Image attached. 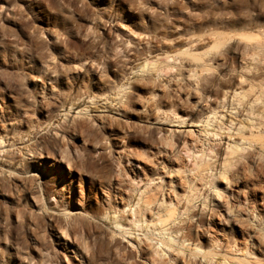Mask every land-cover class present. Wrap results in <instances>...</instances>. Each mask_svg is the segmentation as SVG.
Returning a JSON list of instances; mask_svg holds the SVG:
<instances>
[{"label": "rangeland", "instance_id": "1", "mask_svg": "<svg viewBox=\"0 0 264 264\" xmlns=\"http://www.w3.org/2000/svg\"><path fill=\"white\" fill-rule=\"evenodd\" d=\"M126 1L0 0L2 8L0 11L4 17H0V133L7 136L4 139L5 142L0 145L6 149L1 152V157L3 154L14 151L16 157L14 161L17 162L13 168L8 167V162L0 164V169L3 170L0 177H5L13 187L10 190L11 194L9 192L0 193V210H2L0 214H3L0 215V264H193V262L195 264H219L224 261V258L226 264H236V260L239 258L241 261L243 260L242 262L244 259L246 262L250 261L249 264H253V262L254 264H264V146H261L259 141L260 136L264 134V112L260 107V105L264 107V0ZM69 3H72L74 7ZM68 5L71 7L69 8ZM77 5L78 7H76ZM83 5L87 6L83 7ZM97 21L101 23L102 27L98 30L95 29L97 32H93L94 23L96 24ZM87 25L92 28L88 29L90 27ZM89 30L91 31L89 32ZM92 52H95L96 56H93ZM174 53L179 55V57L176 56L178 61L183 57L184 59L179 61L180 63L172 59L168 60V54L175 56ZM180 53H183L182 56ZM187 53L189 55L186 57ZM191 54L200 55L202 61H207V63V59H209L210 66L215 70V72L211 70L212 72L206 73L205 76H203L204 73L199 75L200 78L202 76L206 80L209 73L212 76H209L210 80L207 81L210 84L206 82L208 85L204 91L199 83L202 78L199 79L198 75L189 78L190 80L186 78L189 75L188 71L194 68L198 62L192 60ZM89 55L95 59L94 63L91 58L88 59ZM185 58L191 60L187 61ZM99 59L102 61L100 62ZM96 60L101 63L99 68ZM156 60L158 64L146 66L150 72L147 68L145 71L138 69L143 64L148 65L146 63L156 62ZM167 62L171 67L175 66V69H170L172 72L168 71L166 79L164 77L159 80L156 75L153 80L154 71L152 70L154 69L151 67H158V65H163L162 63L166 65ZM189 62L190 64H188ZM191 64L192 66H190ZM107 66L108 68H106ZM177 67H181V70ZM55 73L62 75L57 76ZM150 74L151 77H149ZM146 79L147 81L144 83ZM222 81L225 83L222 84ZM161 82H163L162 85ZM167 82L171 84H167ZM196 82L197 84H194ZM149 85H152L151 88ZM178 85H185V87ZM187 86H192V88ZM179 87L180 89H178ZM186 87L187 94L184 93ZM164 88L166 91L163 90ZM151 90L152 93L154 92L153 94L150 93ZM167 90H170V93ZM191 91L193 95H191ZM164 92L170 94L168 100L174 98L168 104V106L171 105L170 109L171 107L172 109L178 108L179 115L186 117L183 122H171L170 125L157 126V129L162 127V133L166 134L167 138L163 136L164 140L171 141L173 145L175 138L171 140V131L169 132L168 129H176L177 133L181 131L179 138L182 142L186 139L190 143L194 139L193 144L197 145L193 156L196 155L198 149L207 148L209 143L219 144L216 142L219 140H214L211 135L217 130L218 132L223 131L220 146H217V148L220 147L218 149L223 159L225 155L229 154L228 147V149L233 148L235 152L237 149L238 153H234V156L227 155V157L233 162H238L237 165L240 168L242 165L246 166L247 168L243 172H248L247 177L251 173L253 174L250 175L251 177L249 176V179L246 177L248 180L245 178L243 182V185L248 184L250 187L252 185V189H258L253 199H250L251 206L256 205L252 211L236 217L228 224L226 222L225 226L224 221L221 220L222 226L220 225L221 227L218 228L212 226L207 216L198 219L197 215L192 218L191 222L194 225H191L188 230L172 228L176 223V225L182 223L180 221L183 219L190 221L188 213L187 216L185 214H183L184 216L178 215L176 222L170 224V228L167 227L166 230H160L159 225H157L158 228L155 227L153 222H156L154 219L156 216H152L151 211L149 212L150 209L148 210L149 214L146 211L145 216L139 213L140 216L138 214L134 215L136 218L133 216L135 209L142 204L141 201L138 203V199L145 187L143 186L144 182H141L137 177L138 174L147 175L149 172L153 173V177L162 175L163 178L165 177L163 180L170 181V177L174 178L173 173L170 172L171 168L167 162L164 164L161 159L163 157L167 160L173 157L176 159L182 154L180 152H178L179 155L177 154L176 151L179 148L175 144L177 149L174 146V149L171 148L169 142L164 143L161 140L163 139L161 135L159 138L154 132L157 130L153 128L155 126L153 122L156 123L158 118L156 113L153 114L154 109L150 111L148 108L154 107L153 101L156 102L157 97ZM178 92L182 94L176 96ZM194 92L198 93L197 96ZM235 92H244L248 95L235 96ZM224 94H227V97ZM259 96L261 100L257 101ZM208 97L210 101L207 100ZM241 97L242 100L237 101ZM131 99L132 101H130ZM199 99L201 102L203 101L202 104ZM176 104H179L182 109ZM143 105H146L145 108ZM48 106L49 108H47ZM71 118L81 120L83 126L75 130L72 126L73 123L69 122ZM92 123L94 124L92 125ZM222 125L223 129L220 128ZM227 126L229 130L225 128ZM63 130L68 132L70 142L73 141L71 143L76 146L78 155L77 165L79 168L76 166L75 177L71 184L70 180L67 182L58 181L59 184L47 183V179L45 181L44 175L39 171L18 172L17 168L21 167L18 160L27 159L28 155L24 154L28 151L27 146L32 145L40 136L53 137L56 131L61 133ZM151 130L152 132H150ZM124 132L130 135L127 134V143L129 142L130 146L127 145V147L131 160L126 162L123 160L124 158L121 159L122 152L118 148L122 139L121 135ZM31 136L36 137L28 141ZM101 137L109 138L106 139L109 141L107 144L110 145H108L107 152L105 150L102 152L94 147L97 139L99 140ZM207 141L211 142L207 143ZM161 143L164 144L161 145ZM259 144L260 146H258ZM165 145L169 147L167 148ZM248 150H252L254 153L253 158L255 159L252 158L254 162L245 157ZM138 152L139 154H137ZM44 153L47 160H52L55 156L52 151ZM174 154L178 156L175 157ZM184 155L187 164H189L191 162V159L188 158L189 155ZM148 157L149 159H147ZM150 159L155 160L156 167L153 166V160ZM238 159L240 160L238 161ZM119 160L121 163L124 162L125 167ZM260 165H263V172H259L261 171L258 169L261 168ZM45 167L48 170L53 168L49 165ZM250 167L252 169L249 172ZM119 169L126 173L123 172L120 176ZM258 173H261L260 177ZM256 174L260 179L262 177L263 179L260 180ZM28 177L30 178L27 179ZM256 182L260 185H257ZM256 185L258 188L254 187ZM46 188L47 190H45ZM26 189L28 190L26 191ZM45 191L47 192L45 193ZM209 194L214 195L215 190H209ZM122 195L123 197H121ZM126 201L129 203L127 204ZM210 206H213V203ZM132 211H134L133 214ZM49 214L57 218L53 222L55 224L53 231L52 228L47 227L52 222L49 221ZM141 216L145 218L140 219ZM237 218L239 220L236 221ZM69 219L83 221L86 226L81 229L82 225L80 224L77 232L80 231L74 234L72 227L68 228L69 226L65 223L69 222ZM139 219L142 221L138 222ZM60 222L61 224L64 222L65 225L63 223L62 227L59 226ZM243 222L245 223L243 224ZM247 222L248 224H246ZM66 225L68 226L67 230L70 229V238L68 231V238L61 234L62 228H65ZM210 225L213 228H210ZM196 228L198 229L196 230ZM216 236L224 237L226 240L225 249L221 250Z\"/></svg>", "mask_w": 264, "mask_h": 264}, {"label": "bare ground", "instance_id": "2", "mask_svg": "<svg viewBox=\"0 0 264 264\" xmlns=\"http://www.w3.org/2000/svg\"><path fill=\"white\" fill-rule=\"evenodd\" d=\"M33 1V0H32ZM88 1V0H87ZM122 1V0H121ZM126 1V0H125ZM128 1V0H127ZM126 1V2H127ZM71 2V1H70ZM74 2H75V0H74ZM83 2V1H82ZM116 2V1H115ZM32 3V2H31ZM51 3V2H50ZM49 3V4H50ZM60 3V2H59ZM64 3H65V1H64ZM67 3V2H66ZM73 3V2H72ZM72 3L70 4V5H72ZM117 3V2H116ZM30 4V3H29ZM76 4V3H75ZM61 5V4H60ZM70 5H68L69 6V8L71 7ZM131 5V4H130ZM73 6V5H72ZM82 6V5H81ZM85 5H83V7H84ZM87 6V5H86ZM85 6V7H86ZM9 7V6H8ZM63 7V6H62ZM74 7V6H73ZM76 7H78V5L76 6ZM75 7V8H76ZM80 7V6H79ZM58 8V7H57ZM4 9V8H3ZM61 9V8H60ZM0 10L2 11V8L0 7ZM76 10H78V9H76ZM75 10V11H76ZM79 10H81V9H79ZM78 10V11H79ZM85 10H87V9H85ZM0 11V17L2 16L3 17V15H2V12ZM77 11V12H78ZM82 11V10H81ZM83 12H86V11H82V13ZM63 13V12H62ZM76 13V12H75ZM81 13V14H82ZM87 13V12H86ZM67 14V13H66ZM9 15V14H8ZM8 15H6V16H8ZM69 15V14H68ZM72 15H73V13H72ZM101 15V14H100ZM22 17V16H21ZM34 17V16H33ZM42 17V16H41ZM4 18V17H3ZM23 18V17H22ZM27 18V17H26ZM67 18V17H66ZM69 18V17H68ZM72 18V17H71ZM28 19H30V18H28ZM27 19V20H28ZM32 19V18H31ZM56 19H58V18H56ZM107 19H110V18H107ZM25 20V19H24ZM73 20V19H72ZM75 20V19H74ZM99 20V19H98ZM31 21V20H30ZM34 21V20H33ZM67 21V20H66ZM102 21V20H101ZM58 22H59V20H58ZM107 22V21H106ZM25 23H26V21H25ZM82 23V22H81ZM80 23V24H81ZM108 23V22H107ZM92 24V23H91ZM90 24V25H91ZM100 26H99V25ZM4 25V24H3ZM78 25V24H77ZM94 27H93V32H97V31H95V29H100L102 26H101V23H99V21H97V23L95 24L94 23ZM5 26V25H4ZM23 26V25H22ZM37 26V25H36ZM87 26H89V25H87ZM43 27V26H42ZM90 27V26H89ZM87 28V27H86ZM92 27H90V28H88V29H91ZM33 29V28H32ZM34 29H35V27H34ZM39 29H40V27H39ZM45 29V28H44ZM80 29V28H79ZM83 29V28H82ZM103 29V28H102ZM50 30V29H49ZM44 31V30H43ZM85 31V30H84ZM91 30H89V32H90ZM5 33V32H4ZM45 33V32H44ZM55 33V32H54ZM86 33V32H85ZM103 33V32H102ZM69 34V33H68ZM79 34V33H78ZM97 34V33H96ZM99 34V33H98ZM40 35V34H39ZM42 35V34H41ZM86 35V34H85ZM46 36V35H45ZM97 36V35H96ZM5 37V36H4ZM58 37V36H57ZM65 37V36H64ZM85 37H87V36H85ZM95 37V36H94ZM102 37V36H101ZM13 38H15V37H13ZM61 38V37H60ZM100 39V38H99ZM98 39V40H99ZM52 40V39H51ZM96 40V39H95ZM101 40V39H100ZM63 41V40H62ZM105 41V40H104ZM99 42V41H98ZM36 42L34 41V44H35ZM93 43V42H92ZM100 43V42H99ZM102 43V42H101ZM56 44V43H55ZM93 45V44H92ZM126 45V44H125ZM15 46V45H14ZM38 46V45H37ZM96 46V45H95ZM47 47V46H46ZM66 47V46H65ZM32 48V47H31ZM44 48V47H43ZM68 48V47H67ZM30 49V48H29ZM35 49V48H34ZM37 49V48H36ZM91 49H92V47H91ZM122 49V48H121ZM18 50V49H17ZM22 51V50H21ZM41 51V50H40ZM96 51H98V50H96ZM32 52V51H31ZM30 52V53H31ZM35 52V51H34ZM184 52V51H183ZM84 53V52H83ZM87 53V52H86ZM95 53V52H94ZM93 52H92V55L94 56L95 54H94ZM177 53V52H176ZM41 54V53H40ZM167 54V53H166ZM181 54H183V53H180V55ZM198 54H200V53H198ZM49 55H51V54H49ZM91 55V54H90ZM89 55V58L88 59H90L91 58V60L93 61L92 63H94V61H95V59H93L91 56ZM174 55H175V53H174ZM189 54L187 53V55L185 54V56L187 57ZM39 56V55H38ZM56 56V55H55ZM87 56V55H86ZM96 56V55H95ZM177 55H175V56H170V54H168V56H167V59L168 60H170V59H172L173 61H178V58L177 57H179V55L176 57ZM182 56V55H181ZM191 56V58H192V60L193 61H198V62H196V65H194V68H189V67H187V68H189L188 70V72H189V75L188 74H186V75H188V76H186V78L187 79H189V78H193V77H195V76H197L198 75V77H199V75H203V73H204V75L203 76H205V74L207 73L208 74V72H210L211 70H214V68L212 67V66H210V64H209V59H207L208 60V63H207V61L205 62L204 60L202 61V57L200 56V55H197V54H191L190 55ZM48 57V56H47ZM53 57H54V55H53ZM84 57V56H83ZM205 57V56H204ZM41 58V57H40ZM96 58V57H95ZM182 58V57H181ZM39 59V58H38ZM81 59V58H80ZM84 59V58H83ZM116 59V58H115ZM180 59V58H179ZM184 59V57L181 59V60H183ZM212 59H215V58H212ZM85 61H86V57H85V59H84ZM100 60V62L102 61L101 59H99ZM112 60V59H111ZM114 60V59H113ZM130 60V59H129ZM181 60H179L180 62H181ZM185 60H187V58H185ZM191 60V59H190ZM189 60V58H188V60L187 61H190ZM211 60V59H210ZM97 62H98V60H96ZM119 61V60H118ZM178 61V62H179ZM186 61V62H187ZM213 61V60H212ZM91 62V61H90ZM179 62V63H180ZM184 62V61H183ZM185 62V63H186ZM214 62V61H213ZM12 63V62H11ZM91 63V64H92ZM120 63V62H119ZM164 63H166V62H164ZM164 63H162L163 65H158V67H151V69H154V70H152V71H154L153 72V75H152V77H153V80L155 79L154 77H156V75L158 76L157 78L159 79V80H162L161 78H164L165 76H166V74L167 73H169L168 71H171L174 67H173V65H172V67L169 65V62H167V64L166 65H164ZM173 63H175V62H173ZM178 63V64H179ZM192 63V62H191ZM194 63V62H193ZM192 63V64H193ZM45 64V63H44ZM48 64V63H47ZM99 64H101V63H99L98 62V68H99ZM116 64V63H115ZM146 64H148V65H142V66H140L138 69L141 71H145L146 70V68L148 69V71H149V68L148 67H146V66H149L150 67V65H152V66H154V65H156V64H158V62H157V60H156V62H152V61H150L149 63H146ZM188 64H190V62L188 63ZM192 64L190 65V66H192ZM195 64V63H194ZM110 65V64H109ZM121 65V64H120ZM126 65V64H125ZM181 65V64H180ZM185 65V64H184ZM23 66V65H22ZM65 66V65H64ZM73 66V65H72ZM111 66V65H110ZM181 66H183V64L181 65ZM217 66V65H216ZM56 67V66H55ZM84 67V66H83ZM82 67V68H83ZM93 67V66H92ZM63 68H65V67H63ZM74 68V67H73ZM76 68V67H75ZM106 68H108V66L106 67ZM136 68V67H135ZM177 68H179V67H177ZM181 68V67H180ZM179 68V69H180ZM33 69V68H32ZM67 69H68V66H67ZM81 69V68H80ZM93 69V68H92ZM150 69V70H151ZM171 69V70H170ZM175 69V68H174ZM186 69V68H185ZM65 70V69H64ZM104 70V69H103ZM110 70V69H109ZM181 70V69H180ZM174 71V70H173ZM107 72V71H106ZM150 72V71H149ZM172 72V71H171ZM212 72V71H211ZM214 72H215V70H214ZM53 73V72H52ZM56 74V73H55ZM149 74V73H148ZM148 74H147V76H148ZM172 74V73H171ZM179 74H180V72H179ZM258 74V73H257ZM57 76L58 75H62V74H56ZM168 75V74H167ZM170 75V74H169ZM182 75H183V73H182ZM212 75H215V74H212ZM173 76H175V75H173ZM184 76V77H185ZM208 76V75H207ZM209 76H211L210 75V73H209ZM209 76L208 77H206V78H208L209 79ZM216 76V75H215ZM217 76H218V74H217ZM60 77H63V76H60ZM59 77V78H60ZM145 77V76H144ZM143 77V78H144ZM149 77H151V74L149 75ZM170 77H172V76H170ZM197 77V78H198ZM212 77V76H211ZM261 77V76H260ZM53 78V77H52ZM65 78V77H64ZM142 78V77H141ZM156 78V79H157ZM169 78V77H168ZM167 78V79H168ZM202 78V79H201ZM201 78L199 77V79H201V80H199L198 82L200 83V87L203 89V91H204V89L207 87L206 85H208V84H210V83H208V79L206 80L205 78H203L202 76H201ZM51 79V78H50ZM58 79V78H57ZM116 79V78H115ZM130 79V78H129ZM164 79H166V77L164 78ZM177 79V78H176ZM213 79H214V76H213ZM61 80V79H60ZM142 80V79H141ZM158 80V81H159ZM170 80V79H169ZM190 80V79H189ZM188 80V81H189ZM198 80V79H197ZM204 80H206V81H204ZM210 80V79H209ZM215 80H216V77H215ZM261 80V79H260ZM55 81H56V79H55ZM146 81H147V79L145 80V82L144 83H146ZM151 81V80H150ZM175 81V80H174ZM107 82V81H106ZM141 82V81H140ZM157 82V81H156ZM185 82H187V81H185ZM208 84H207V83ZM211 82V81H210ZM148 83V82H147ZM158 83V82H157ZM178 83H180V82H178ZM183 83V82H182ZM212 83H215V82H212ZM223 83H225L224 81H222V84ZM52 84V83H51ZM149 84H150V82H149ZM159 84V83H158ZM163 84V82H161V85ZM167 84H171V83H168L167 82ZM186 84V83H185ZM194 84H197V82L196 83H194ZM125 85H126V83H125ZM164 85H166V84H164ZM163 85V86H164ZM177 85V84H176ZM188 85H190V84H188ZM193 85V84H192ZM225 85V84H224ZM151 86L152 85H149V87L151 88ZM157 86V85H156ZM156 86H155V88H156ZM169 86V85H168ZM178 86H180V85H178ZM183 86V85H182ZM182 86H180V87H182ZM195 86V85H194ZM210 86V85H209ZM213 86H214V84H213ZM122 87V86H121ZM144 87H145V85H144ZM149 87H148V89H149ZM159 87V86H158ZM165 87V86H164ZM180 87L178 88V89H180ZM183 87H185V85L183 86ZM187 87H191L192 88V86H187ZM187 87H186V90H185V92H184V90L183 89H181V91H183L184 93H186L187 92ZM198 87V86H197ZM212 87V86H211ZM210 87V88H211ZM6 88V87H5ZM161 88V87H160ZM166 88H168L167 87V85H166ZM176 88V87H175ZM191 88H189L190 90H191ZM210 88H209V90H210ZM214 88V87H213ZM229 88V87H228ZM251 88V87H250ZM46 89V88H45ZM96 89V88H95ZM153 90H155L154 88H152ZM162 89V88H161ZM170 89H171V87H170ZM177 89V90H178ZM195 89V88H194ZM201 89V90H202ZM216 89V88H215ZM135 90H136V88H135ZM160 90V89H159ZM163 90H165V88L163 89ZM190 90H188V91H190ZM197 90V89H196ZM226 90V89H225ZM146 91V90H145ZM156 91V90H155ZM166 91V90H165ZM170 91V90H169ZM168 90H167V92H169ZM179 91V90H178ZM195 91V90H194ZM206 91V90H205ZM212 91V90H211ZM223 92H224V90H222ZM221 91V92H222ZM148 92H149V90H148ZM197 92H198V90H197ZM202 92V91H201ZM200 92V93H201ZM237 92V91H236ZM235 92V96L236 95H239V96H246V95H248V93L246 94V93H244V92H238V93H236ZM248 92V91H247ZM118 93V92H117ZM151 94H153L152 93V90H151V92H150ZM156 93V92H155ZM170 93V92H169ZM181 93V92H180ZM179 92L177 93L178 95H176V96H180L179 94H180ZM193 92L191 91V95H193L192 94ZM199 93V92H198ZM197 93V94H198ZM208 93V92H207ZM209 93H210V91H209ZM213 93V92H212ZM225 93V92H224ZM260 93H262V92H260ZM88 94H90V93H88ZM94 94V93H93ZM121 94V93H120ZM119 94V95H120ZM131 94V93H130ZM161 94V93H160ZM182 94V93H181ZM187 94V93H186ZM185 94V95H186ZM194 94H195V92H194ZM197 94H195L196 96H197ZM201 94H203V93H201ZM200 94V95H201ZM214 94V93H213ZM216 94V93H215ZM221 94V93H220ZM263 94H264V92H263ZM44 95V94H43ZM84 95V94H83ZM175 95V94H174ZM184 95V94H183ZM184 95V96H185ZM204 95V94H203ZM203 95H201V96H203ZM211 95V94H210ZM217 95H218V93H217ZM222 95V94H221ZM225 95V94H224ZM227 95V94H226ZM225 95V96H226ZM233 95V94H232ZM262 95V94H261ZM90 96H91V94H90ZM93 96H96V95H93ZM102 96V95H101ZM126 96V95H125ZM128 97H129V95H127ZM156 96V95H155ZM158 96V95H157ZM156 96V97H157ZM189 96V95H188ZM207 96V95H206ZM209 96V95H208ZM214 96H216V95H214ZM220 96V95H219ZM219 96L217 97V99L219 98ZM230 96V95H229ZM42 97V96H41ZM46 97V96H45ZM50 97V96H49ZM48 97V98H49ZM88 97H89V95H88ZM130 97H131V95H130ZM150 97V96H149ZM148 97V98H149ZM152 97H154V95H152ZM155 97V98H156ZM160 97V99L158 100V98ZM159 97H157V101L156 102H154L153 100H155V99H153L152 101H153V103H155V104H153L151 101V103L154 105V107L153 106H151L152 104L150 103V102H147V103H150L149 105L152 107V108H148V110H152L153 111V109H154V113L153 114H155L156 113V115H157V118H158V121L156 120V123H154L153 121V124H155V126H156V128H155V126L153 127V125H152V127L154 128V130L156 129L157 131H154V132H156L155 134L159 137V135H161V137L163 138V139H161V140H163V142L165 143L166 142V140H164V137H166L167 138V136H166V134L164 135L163 133H162V130H161V128L158 130L157 129V126L158 125H162V124H171V122L173 123V122H183V120H185V116L184 115H179V112L177 111V109L175 108V109H172V107H171V109H170V106H168V104H170L169 102H170V100L171 99H174V98H170V100H168V98L170 97V94H167V93H162V95L161 96H159ZM193 97V96H192ZM227 97V96H226ZM257 97V96H256ZM255 97V99H257ZM43 98V97H42ZM80 98V97H79ZM179 98V97H178ZM177 98V99H178ZM197 98H202V97H197ZM212 98V97H211ZM223 98H224V96H223ZM244 98V97H243ZM261 97L259 96V98L257 99V101H259V100H261L260 99ZM35 99V98H34ZM44 99V98H43ZM70 99V98H69ZM127 99H129V98H127ZM199 99V100H200ZM203 99V98H202ZM210 98L208 97V101H210L209 100ZM214 99H215V97H214ZM238 99V98H237ZM255 99H254V101H255ZM264 99V98H263ZM47 100V99H46ZM60 100V99H59ZM86 100V99H85ZM121 100H122V98H121ZM181 102H182V100L181 99H179ZM224 100L226 101V98H224ZM240 100H242V97H241V99L239 98V100H237V101H239L240 102ZM43 101V100H42ZM61 101V100H60ZM130 101H132V99L130 100ZM129 101V102H130ZM146 101H148V100H146ZM175 101V100H174ZM196 101V100H195ZM229 101V100H228ZM244 101V100H243ZM257 101H255V102H257ZM56 102V101H55ZM172 102V101H171ZM264 102V101H263ZM71 103V102H70ZM146 103V104H147ZM200 103L202 104L203 103V101L201 102V100H200ZM200 103H199V105H200ZM248 103V102H247ZM247 103H245V104H247ZM261 103V102H260ZM48 104V103H47ZM64 104V103H63ZM73 104H75V103H73ZM126 104V103H125ZM230 104V103H229ZM54 105V104H53ZM124 105V104H123ZM174 105H175V103H174ZM173 105V106H174ZM176 105H178L180 108H181V106L179 105V104H176ZM241 105H242V103H241ZM264 105V104H263ZM51 106V105H50ZM74 106V105H73ZM144 106V108H145V106L146 105H143ZM148 106V105H147ZM245 106V105H244ZM66 107H68V106H66ZM70 107V106H69ZM68 107V108H69ZM169 107V108H168ZM260 107H262L263 108V112H264V107L263 106H261L260 105ZM47 108H49V106L47 107ZM261 108V109H262ZM182 109V108H181ZM256 109V108H255ZM260 109V110H261ZM147 110V109H146ZM147 110V111H148ZM257 110V109H256ZM145 111V110H144ZM143 111V112H144ZM262 111V110H261ZM146 112V111H145ZM48 113V112H47ZM147 113V112H146ZM151 113V112H150ZM51 114V113H50ZM125 114V113H124ZM75 115V114H74ZM156 115H154V116H156ZM188 115V114H187ZM262 115V114H261ZM128 116V115H127ZM192 116V115H191ZM75 117V116H74ZM262 117V116H261ZM177 118H178V121H177ZM259 118V117H258ZM50 119V118H49ZM77 119V118H76ZM76 119H73V118H71L70 119V123L72 122L73 124H72V126H73V128H75V130H77L78 128H81L82 126H83V123H82V121L81 120H76ZM79 119V118H78ZM51 120V119H50ZM176 120V121H175ZM52 121V120H51ZM50 122V121H49ZM83 122H85V121H83ZM48 123V122H47ZM59 123V122H58ZM65 123V122H64ZM63 123V124H64ZM68 123V122H67ZM94 123H92V125H93ZM61 125V124H60ZM91 125V124H90ZM125 126H127V125H125ZM150 126V125H149ZM69 127V126H68ZM151 127V126H150ZM164 127V126H163ZM40 128V127H39ZM63 128V127H62ZM65 128V127H64ZM95 128V127H94ZM221 129H223V125L220 127ZM226 129H228L229 130V127L227 126V127H225ZM253 128V127H252ZM66 129V128H65ZM64 129V130H65ZM86 129V128H85ZM122 129H124V127H122ZM231 129V128H230ZM63 130V132H59V131H56V133H54V136L52 137V136H46V135H44V136H40V138H38V139H36V141L35 142H33V144L32 145H29V146H27L26 148L28 149V151L26 152V153H24V154H26V155H28L27 156V159H21V160H18V162H20L21 163V167L20 168H17V169H19L18 170V172H24V173H29V172H31V171H34V172H42V175H44L43 177L45 178V181H46V179H47V183H49V182H52V183H54V184H59L58 183V181H60V182H67L68 180H70V184L72 183V180L74 179V177H75V173H74V171L76 170V166L79 168V166L77 165V160H78V155H77V149H76V146H73V143H71V142H73V141H71L70 142V137H69V135H68V132L66 131H64ZM74 130V131H75ZM82 130V129H81ZM169 130V132H170V134H171V140L173 139V138H175L174 139V142H173V145L171 144L172 142L171 141H167V142H169L170 144L169 145H171L172 147L171 148H173L174 149V147L176 148V146H177V148H179V150L178 151H176L177 152V154H178V152H180V153H182V154H180V157H177L176 159L173 157V158H170V160H167L165 157H163L161 160L163 161V163L164 162H167V164H168V166L171 168V173H173V176H174V178H171L170 177V181H166V180H163L164 178H163V176L162 175H160V176H157V177H153L152 175H153V173L151 174V173H149L148 172V177H147V175H143V173L141 174H138V178L141 180V182L143 181L144 182V185L143 186H145L144 187V189H143V191H141V193H140V197H139V199H138V203L141 201L142 202V204L137 208V209H135V212L134 211H132V214H133V212H134V214H133V216L135 215H137L138 213L139 214H142V215H144L145 216V213H146V211H147V213L149 214V212L151 211V213L153 214L152 216H156V217H154V219H156V222H153V224L155 225V227L157 226V225H159V229L160 230H166L167 229V227L168 228H170L169 227V225L170 224H172V223H174V221L176 222V218H177V216L178 215H183V214H187L188 213V216H189V220L190 221H187L188 219H183L182 221H180V222H182V223H179L178 225H173L174 227H172L173 229H175V230H184V229H186V230H188V228H190V226L191 225H194L193 224V222H191V220H192V218L193 217H195V216H197L198 215V219H203L205 216H207L209 219H210V223L212 224V226H214V227H219L220 225H221V220L222 221H224L223 222V224H224V226H225V224H226V222H227V224L229 223V222H231V221H234L235 220V218L236 217H240L241 215H243V214H246V212H250V211H252V208H254L256 205H254V207L253 206H251V202H250V199H253V196L256 194V192H257V190L258 189H252L251 187H253L252 185H251V187L250 186H248V184H245V185H243L244 183V180H245V178L247 177V174H248V172L247 173H245V172H243V170L245 171V169L247 168L246 166H243L242 165V168H240L237 164H239L238 162H233V160L232 159H230V158H228L227 157V155H233L234 153L236 154V152L238 153L239 151H237V149H236V152H235V150L233 149V148H231V149H228L227 148V150H230L229 151V154H227V155H225L224 156V159H223V157L221 156V153H219L220 151H219V149L218 148H220V147H218L217 148V146L219 145L220 146V141H221V139H222V134L224 133L223 131L222 132H218V130L217 131H215V132H213V134L211 135L212 137H213V139L214 140H219V141H216L217 143H219V144H214V143H209V142H211V141H207V143H209V146H207V148H201V149H198L197 150V152H196V155H193L192 156V154H194L195 153V151H194V149L197 147V145L195 144H193L194 143V139L189 143V140H183V142H182V140H180V138H179V133L181 132H179V133H177L178 131L176 130V129H168ZM125 131V130H124ZM220 131V130H219ZM264 131V130H263ZM54 132V131H53ZM77 132V131H76ZM100 132V131H99ZM125 132H127V130L125 131ZM123 133V135H121L122 136V139H121V141H120V145H118V148L121 150V152H122V156L123 157H121V159L122 158H124L123 160H125V162L126 161H130L131 159H130V152H128V147H130L128 144H129V142L127 143V141H128V133ZM150 132H152V130L150 131ZM241 132V131H240ZM130 133V132H129ZM178 135H177V134ZM26 134V133H25ZM39 134V133H38ZM94 134V133H93ZM110 134V133H109ZM128 134V135H127ZM152 134V133H151ZM253 134V133H252ZM262 134H263V132H262ZM33 135V134H32ZM35 135V134H34ZM42 135V134H41ZM98 135V134H97ZM101 135V134H100ZM168 135V134H167ZM210 135V134H209ZM226 135V134H225ZM12 136V135H11ZM21 136H22V134H21ZM92 136V135H91ZM130 136V135H129ZM164 136V137H163ZM174 136V137H173ZM5 137H7L6 135H3V134H1L0 133V145L3 143V142H5V140L4 139H6ZM9 137V136H8ZM36 136H31V138H29L28 139V141H30V140H32L33 138H35ZM184 137V136H183ZM226 137V136H225ZM229 137V136H228ZM98 138V137H97ZM130 138V137H129ZM160 138V137H159ZM188 138H190V137H188ZM192 138V137H191ZM211 138V137H210ZM209 138V139H210ZM219 138V139H218ZM23 139V138H22ZM94 139V138H93ZM109 139V138H106V137H101V139H97V141L95 142V145H94V147H96L95 149H97V150H101L102 152L105 150L106 152H107V149H108V145L109 144H107V142H109V141H107V140ZM131 139V138H130ZM155 139V138H154ZM157 139V138H156ZM250 139H252V138H250ZM249 139V140H250ZM254 139H256V138H254ZM35 140V139H34ZM111 140V139H110ZM169 140H170V138H169ZM248 140V139H247ZM243 141H244V139H243ZM250 141H252V140H250ZM249 141V142H250ZM255 141V140H254ZM260 144H261V146H264V134L263 135H261L260 136ZM14 142V141H13ZM114 142H116V141H114ZM152 142H153V140H152ZM166 142V143H167ZM164 143H161V145L162 144H164ZM16 144V143H15ZM112 144V143H111ZM174 144L176 145V146H174ZM260 144L258 145V146H260ZM13 145H14V143H13ZM115 145V144H114ZM117 145H116V147H117ZM127 145H128V147H127ZM251 145V144H250ZM255 145H257V144H255ZM10 146H11V144H10ZM110 146V145H109ZM164 146V145H163ZM165 146H167V145H165ZM174 146V147H173ZM198 146H199V144H198ZM206 146V145H205ZM230 146V145H229ZM44 147V148H43ZM114 147V146H113ZM169 146H167V148H168ZM231 147V146H230ZM117 148V149H118ZM176 148V149H177ZM237 148V147H236ZM110 149H113V148H111L110 147ZM117 149H116V152H117ZM170 149V148H169ZM226 149V148H225ZM247 149V148H246ZM261 149H263V148H261ZM4 150H6V149H4V148H2V147H0V157H1V152L2 151H4ZM79 150V149H78ZM115 150V149H114ZM226 150V151H227ZM239 150V149H238ZM242 150H244V149H242ZM19 151V150H18ZM20 151H21V149H20ZM45 151H48L49 153H51V151H52V153H54V158H52V160H47V156H46V154L44 153ZM159 151V150H158ZM115 152V151H114ZM155 152H157L156 150H155ZM170 152V151H169ZM243 152H245V151H243ZM4 153H7V152H4ZM22 153V152H21ZM110 153H112V152H110ZM134 153H135V151H134ZM133 153V154H134ZM157 153H160V152H157ZM223 153V152H222ZM225 153V152H224ZM223 153V154H224ZM17 154V153H16ZM23 154V155H24ZM120 154V153H119ZM137 154H139V152L137 153ZM169 154V153H168ZM172 154V153H171ZM176 154V156H178ZM184 154H186V155H189V157L188 158H190L191 159V162H189V164H187V161H186V158H185V155ZM234 154V155H235ZM256 154V153H255ZM80 155V154H79ZM140 155H141V153H140ZM139 155V156H140ZM148 155H149V153H148ZM160 155V154H159ZM162 155V154H161ZM170 155V154H169ZM233 155V156H234ZM244 155V154H243ZM264 155V154H263ZM4 156H5V159H3L4 158ZM174 156H175V154H174ZM175 156V157H176ZM238 156V155H237ZM256 156H258V155H256ZM120 157V156H119ZM137 158H138V155L136 156ZM172 157V156H171ZM240 157V156H239ZM245 157H247V158H249L250 160H251V162H254V160L252 161V158L254 157V153H252V150H248V153L246 154V156ZM259 157V156H258ZM16 157H15V155H14V151L13 152H11L10 151V153L8 154H3V157H1V159H0V164H2V162H4V163H6V162H8V167L9 168H13V167H15V165H16V163L17 162H15L14 161V159H15ZM23 158V157H22ZM136 158V159H137ZM241 159L243 158L244 159V157H240ZM147 159H149V157L147 158ZM253 159H255V158H253ZM262 159V158H261ZM16 160V159H15ZM122 160V161H123ZM146 160V159H145ZM150 160H153V159H150ZM150 160H147V161H150ZM158 160H160V158L158 157ZM235 160V159H234ZM237 160V159H236ZM240 159H238V161H239ZM249 160V161H250ZM121 160H119V162H120ZM155 160H153V162L152 161H150V162H152V164H153V166L155 165V167H156V163L154 162ZM180 161V162H179ZM260 161V160H259ZM15 162V163H14ZM137 162V161H136ZM139 162V161H138ZM242 163H243V160L241 161ZM256 162V161H255ZM14 163V164H13ZM121 163V162H120ZM124 163V162H123ZM123 163H121L122 164V166H124L123 165ZM128 164L127 165H129V162H127ZM132 163V162H131ZM157 163H160V162H157ZM119 164V163H118ZM120 164V165H121ZM136 164V163H135ZM135 164H133V165H135ZM139 164H140V162H139ZM165 164V163H164ZM163 164V165H164ZM248 164H249V162H248ZM251 164V163H250ZM256 164V163H255ZM261 164H263V163H261ZM3 165V164H2ZM20 165V164H19ZM51 166V167H53V168H50L49 170H48V168L47 167H45V166ZM241 165V164H240ZM258 165H259V163H258ZM264 165V164H263ZM263 165L261 166V168H258V169H261V171H259V172H263ZM107 166V165H106ZM116 166H118V165H116ZM152 166V167H153ZM259 166V167H260ZM125 167V166H124ZM135 167V166H134ZM137 167V166H136ZM143 167V166H142ZM164 167V166H163ZM123 168V167H122ZM158 168V167H157ZM167 168V167H166ZM14 169H16V168H14ZM148 169V168H147ZM162 169V168H161ZM169 169V168H168ZM168 169H167V171H168ZM251 167H250V170H249V172L251 171ZM257 169V170H258ZM105 170V169H104ZM107 170V169H106ZM105 170V171H106ZM120 170V169H119ZM122 170V169H121ZM121 170H120V172H121ZM124 170L127 172V170L124 168ZM122 171L121 172V174H120V176L123 174V172H125V171ZM154 170H155V168H154ZM153 170V171H154ZM158 170H160V169H158ZM163 170V169H162ZM145 171V170H144ZM147 171V170H146ZM145 171V172H146ZM156 171V170H155ZM164 171V170H163ZM125 172V173H126ZM140 172V171H139ZM144 172V173H145ZM158 172V171H157ZM0 173L1 174H3V170L1 171V169H0ZM10 173V172H9ZM77 173V172H76ZM124 173V174H125ZM128 173V172H127ZM180 173H182V174H180ZM256 172L254 171V174H255ZM7 174V173H6ZM109 174V173H108ZM155 174H157V173H155ZM154 174V175H155ZM158 174H160V172H158ZM157 174V175H158ZM252 174V173H251ZM250 174V175H251ZM259 174H261V173H258V176L260 177V175ZM5 175V174H4ZM3 175V176H4ZM129 175V174H128ZM249 175V176H250ZM253 175V174H252ZM124 176V175H123ZM135 176V175H134ZM247 177L248 179L251 177ZM256 176H257V174H256ZM257 176V177H258ZM262 176V175H261ZM15 177H16V175H15ZM36 177H37V175H36ZM103 177V176H102ZM125 177V176H124ZM123 177V178H124ZM128 177H130V176H128ZM136 177V176H135ZM136 177V178H137ZM167 177V176H166ZM169 177V176H168ZM258 177V178H259ZM11 178V177H10ZM30 177H28L27 179H29ZM34 178V177H33ZM127 178V177H126ZM246 178V179H247ZM255 178V177H254ZM101 179V178H100ZM129 179V178H128ZM247 179V180H248ZM253 179V178H252ZM257 179V178H256ZM260 179V178H259ZM262 179H263V177H262ZM262 179H260V180H262ZM31 180V179H30ZM134 181H135V179H133ZM157 180V181H156ZM255 180V179H254ZM14 181V180H13ZM123 181V180H122ZM136 181H137V179H136ZM139 181V180H138ZM36 182V181H35ZM125 182V181H124ZM263 182V181H262ZM32 183V182H31ZM130 183V182H129ZM140 183V182H139ZM255 183V182H254ZM261 183V182H260ZM40 184V183H39ZM45 184V183H44ZM124 184V183H123ZM138 184V183H137ZM141 184V183H140ZM221 184H222V186H221ZM251 184H252V182H251ZM256 184L257 185H260V184H258L257 182H256ZM139 185V184H138ZM254 186V187H257L258 188V186ZM14 186V185H13ZM28 186V185H27ZM29 186H30V184H29ZM43 186V185H42ZM11 187H12V184H10V181L8 182L6 179H5V177H0V193L1 192H11L10 190H11ZM31 187V186H30ZM260 187V186H259ZM261 187H262V185H261ZM263 187H264V185H263ZM13 188V187H12ZM27 188V187H26ZM29 188V187H28ZM44 188V187H43ZM124 188H125V186H124ZM126 188H128V187H126ZM261 189V188H260ZM23 190H25V189H23ZM28 189H26V191H27ZM30 190V189H29ZM44 190V189H43ZM45 190H47V188L45 189ZM127 190V189H126ZM209 190H215V194L214 195H211V194H209ZM20 191V190H19ZM123 191H124V189H123ZM263 191H264V189H263ZM263 191H261V192H263ZM47 191H45V193H46ZM127 193V192H126ZM131 193V192H130ZM11 194V193H10ZM55 194V193H54ZM139 194V193H138ZM126 195V194H125ZM55 196V195H54ZM129 196V195H128ZM264 196V195H263ZM121 197H123V195L121 196ZM126 197V196H125ZM130 197V196H129ZM256 197V196H255ZM203 198V199H202ZM258 198V197H257ZM122 199V198H121ZM120 199V200H121ZM209 199V201H207ZM125 200V199H124ZM126 200H127V198H126ZM136 200V199H135ZM129 201V200H128ZM198 201H200V204H198ZM254 201H256V200H254ZM258 201V200H257ZM256 201V202H257ZM124 203V202H123ZM126 203H127V201H126ZM129 203V202H128ZM127 203V204H128ZM211 203H213V206H210V204ZM125 204V203H124ZM131 204V203H130ZM1 205V204H0ZM8 205V204H7ZM257 205H258V203H257ZM264 205V204H263ZM129 206H131V205H129ZM20 207V206H19ZM3 208V207H2ZM17 208V207H16ZM124 208V207H123ZM257 208V207H256ZM256 208H255V210H256ZM45 209V208H44ZM47 209V208H46ZM120 209V208H119ZM126 209V208H125ZM124 209V210H125ZM130 209H132L131 207H130ZM150 209V210H149ZM259 209V208H258ZM126 210H128V209H126ZM125 210V211H126ZM148 210H149V212H148ZM254 210V209H253ZM2 210H0V212H1ZM10 211V210H9ZM45 211H47V210H45ZM257 211V210H256ZM261 211V210H260ZM99 212V211H98ZM102 212V211H101ZM105 212V211H104ZM103 212V213H104ZM128 212H129V210H128ZM237 212V213H236ZM9 213V212H8ZM18 213V212H17ZM20 213V212H19ZM18 213V214H19ZM125 213V212H124ZM127 213V212H126ZM5 214V213H4ZM24 214V213H23ZM138 214V215H139ZM0 215H3V214H0ZM21 215V214H20ZM25 215V214H24ZM50 215V214H49ZM54 215H56V214H54ZM125 215V214H124ZM128 215V214H127ZM129 215H131L130 213H129ZM34 216V215H33ZM134 216V217H135ZM140 216V215H139ZM144 216H141L140 217V219H143V218H145ZM184 216V215H183ZM187 216V215H186ZM254 216V215H253ZM4 217V216H3ZM50 217V219H49V221L51 220L52 222L51 223H49L48 225H47V227L50 229V228H52V231L55 229V224L53 223L54 222V220L55 219H57V218H55L56 216H53V215H50L49 216ZM124 217V216H123ZM138 217V216H137ZM73 218V217H72ZM132 218V217H131ZM136 218V217H135ZM188 218V217H187ZM197 218V217H196ZM241 218H243V217H241ZM2 219V218H1ZM34 219V218H33ZM36 219V218H35ZM39 219V218H38ZM41 219V218H40ZM128 219V218H127ZM138 220V222H140V221H142V220ZM4 220H5V218H4ZM9 220V219H8ZM43 220V219H42ZM146 220V219H145ZM195 220V219H194ZM237 220H239V218H237L236 219V221ZM243 220H245V219H243ZM6 221V220H5ZM35 221H37V220H35ZM46 221V220H45ZM69 222H65L67 225H66V227L64 228H62V236H67V238H68V233H69V231H70V226L72 227V231H73V233L75 234V233H78L77 232V230H78V226L81 224L82 226H81V229L83 228V227H85L86 225H85V222H83V221H77V220H68ZM127 221H129V220H127ZM178 221V220H177ZM248 221V220H247ZM3 222V221H2ZM27 222V221H26ZM32 222V221H31ZM39 222V221H38ZM38 222H36V223H38ZM42 222H44V220L42 221ZM115 222H116V220H115ZM137 222V221H136ZM135 222V223H136ZM8 223V222H7ZM46 223V222H45ZM55 223H57V222H55ZM63 223L64 222H62V224H61V222L59 223V224H61V225H59V226H61L62 227V225H63ZM65 223H64V225H65ZM147 223V222H146ZM196 223V222H195ZM242 223V222H241ZM240 223V224H241ZM245 222H243V224H244ZM41 224V223H40ZM39 224V225H40ZM131 224V223H130ZM232 224V223H231ZM246 224H248V222L246 223ZM245 224V225H246ZM38 225V226H39ZM42 225V224H41ZM56 225H58V224H56ZM135 225V224H134ZM244 225V226H245ZM31 226V225H30ZM38 226H37V228H38ZM87 226H89V225H87ZM198 226V225H197ZM200 226V225H199ZM222 226V225H221ZM220 226V227H221ZM1 227V226H0ZM42 227V226H41ZM57 227V226H56ZM67 227L68 228H70L69 229V231L67 230ZM204 227H207V226H204ZM36 228V229H37ZM39 228H40V226H39ZM87 228V227H86ZM150 228V227H149ZM157 228H158V226H157ZM210 228H213V227H211V225H210ZM233 228H234V226H233ZM7 229V228H6ZM84 229V228H83ZM198 228H196V230H197ZM201 229V228H200ZM205 229V228H204ZM222 229H224L223 227H222ZM5 230V229H4ZM185 230V231H186ZM195 230V229H194ZM206 230V229H205ZM42 231V230H41ZM67 231H68V233H67ZM71 231V232H72ZM85 231V230H84ZM208 231V230H207ZM210 231V230H209ZM10 232V231H9ZM8 232V233H9ZM13 232V231H12ZM36 233H37V230H36ZM41 233V232H40ZM43 233H44V230H43ZM51 233V232H50ZM73 233H71L72 235H74ZM39 234V233H38ZM64 234V235H63ZM12 235V234H11ZM28 235V234H27ZM48 235V234H47ZM52 235V234H51ZM222 235V234H221ZM4 236V235H3ZM2 236V237H3ZM40 236V235H39ZM61 236V235H60ZM45 237V236H44ZM217 237V238H216ZM215 238L217 239V243H219L218 245H219V247L221 248V250L222 249H225L224 247H226V240L224 239V237H222V236H220V237H218V236H216ZM31 238V237H30ZM61 238V237H60ZM69 238H70V233H69ZM7 239H8V237H7ZM12 239V238H11ZM41 239V238H40ZM43 239V238H42ZM47 239V238H46ZM45 239V240H46ZM80 239V238H79ZM186 239V238H185ZM4 240V239H3ZM70 240H72V239H70ZM69 240V241H70ZM9 241V240H8ZM32 241V240H31ZM47 241V240H46ZM231 242H233V241H231ZM228 243V242H227ZM20 244V243H19ZM34 244V243H33ZM235 244V243H234ZM233 244V245H234ZM44 245V244H43ZM231 245V244H230ZM228 246V245H227ZM197 247V246H196ZM218 247V246H217ZM49 248V247H48ZM186 248V247H185ZM198 249H199V247H198ZM238 249H240V248H238ZM48 250V249H47ZM51 250V249H50ZM46 252V251H45ZM18 253V252H17ZM20 255V254H19ZM30 255V254H29ZM32 255V254H31ZM20 256H22V255H20ZM27 256V255H26ZM32 257H33V255H32ZM240 257V256H239ZM209 258V257H208ZM238 258V257H237ZM26 259V258H25ZM34 259V258H33ZM44 259V258H43ZM222 259H223V257H222ZM30 260V259H29ZM45 260V259H44ZM233 260V259H232ZM49 261V260H48ZM225 261H226V259L224 258V261H222V262H218L219 264H226L225 263ZM243 261V260H242ZM241 260H240V258H239V260L237 259L236 260V264H249L248 262H250V261H247L246 262V260L244 259V262H242ZM29 262V261H28ZM31 262V261H30ZM50 262V261H49ZM234 262V261H233ZM38 263V262H37ZM47 263V262H46ZM227 263H230V262H228L227 261ZM39 264V263H38ZM193 264H195L194 262H193ZM217 264V263H216ZM253 264H254V262H253Z\"/></svg>", "mask_w": 264, "mask_h": 264}]
</instances>
